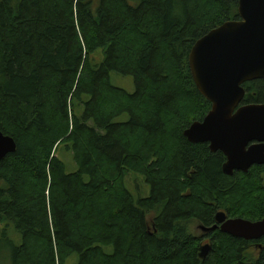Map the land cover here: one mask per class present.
Returning <instances> with one entry per match:
<instances>
[{
	"label": "trees",
	"instance_id": "16d2710c",
	"mask_svg": "<svg viewBox=\"0 0 264 264\" xmlns=\"http://www.w3.org/2000/svg\"><path fill=\"white\" fill-rule=\"evenodd\" d=\"M237 8L238 0H0V131L16 143L0 162V264L4 254L7 264L73 255L78 264H264V239L219 230L205 235L212 251L202 262L189 230L211 228L218 211L264 219V166L227 177L221 153L183 135L210 110L189 53L238 20ZM111 72L131 76L135 93L112 86ZM243 88L244 105L264 104V80ZM122 114L128 121L115 123ZM60 144L75 173L54 155ZM127 171L145 177L148 198L134 201Z\"/></svg>",
	"mask_w": 264,
	"mask_h": 264
},
{
	"label": "water",
	"instance_id": "95a60500",
	"mask_svg": "<svg viewBox=\"0 0 264 264\" xmlns=\"http://www.w3.org/2000/svg\"><path fill=\"white\" fill-rule=\"evenodd\" d=\"M237 15L238 20L227 21L196 41L189 53L191 79L211 108L183 133L190 144H207L210 153H221L227 177L264 166V104L241 106L243 85L264 80V0H238ZM15 151V141L0 131V162ZM202 229L247 242L264 239V219H229L221 211L214 215L211 228ZM211 251V241L201 245L199 260L205 261Z\"/></svg>",
	"mask_w": 264,
	"mask_h": 264
},
{
	"label": "rangeland",
	"instance_id": "374dc122",
	"mask_svg": "<svg viewBox=\"0 0 264 264\" xmlns=\"http://www.w3.org/2000/svg\"><path fill=\"white\" fill-rule=\"evenodd\" d=\"M98 58L100 59V57ZM110 83L112 86L122 89L130 95L135 93V83L131 76H124L116 72H111L110 73ZM128 119H129L128 114H122L120 117L116 118L114 122L115 123H126ZM56 148H57V151L54 155L64 164L66 174L75 173L78 170V167L74 161L72 152L70 150H67L66 146L63 144L56 146ZM263 177H264V174H263ZM123 185L127 189V191L131 194L134 201H137L140 198H148L151 193L150 185L146 181L145 177L137 172L127 171L124 175ZM263 185H264V181H263ZM46 197H48L47 194H46ZM47 216H48L49 225H50L49 212L47 213ZM3 225L4 223H0V230H2ZM148 225L149 227H151L152 223L148 222ZM7 230H8L9 239L14 243V245L19 246L21 244V235L18 234L13 229L12 226L9 227ZM189 230L195 238H198L200 240L198 244V248L201 245L208 243L207 239L209 238L205 237L206 231H204L201 226L196 225V224H190ZM110 250L106 249L107 252H109ZM3 262L4 264L9 263L7 261V258H5V254L3 257ZM65 264H78L77 255L70 256L66 260Z\"/></svg>",
	"mask_w": 264,
	"mask_h": 264
},
{
	"label": "flooded vegetation",
	"instance_id": "af4514ba",
	"mask_svg": "<svg viewBox=\"0 0 264 264\" xmlns=\"http://www.w3.org/2000/svg\"><path fill=\"white\" fill-rule=\"evenodd\" d=\"M244 101V100H243ZM246 105V104H245ZM248 105V104H247ZM241 106H244V104H243V102L241 103ZM211 108V107H210ZM210 111V110H209ZM206 235V234H205ZM208 241L207 242H209V241H211L210 239H207ZM253 242H255V241H253ZM212 243V242H211Z\"/></svg>",
	"mask_w": 264,
	"mask_h": 264
}]
</instances>
